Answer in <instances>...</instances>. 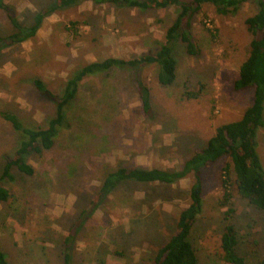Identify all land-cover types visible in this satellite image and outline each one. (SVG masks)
Wrapping results in <instances>:
<instances>
[{
  "label": "rangeland",
  "instance_id": "rangeland-1",
  "mask_svg": "<svg viewBox=\"0 0 264 264\" xmlns=\"http://www.w3.org/2000/svg\"><path fill=\"white\" fill-rule=\"evenodd\" d=\"M5 2L28 24L54 0ZM255 11L256 0L226 15L204 4L187 28L200 52L192 55L182 42L175 44L173 85L158 83L154 64L83 79L52 148L27 156L35 172L25 175L12 167V178L0 181L10 191L9 199L0 201V248L11 264H63V239L71 227L76 229L67 250L72 264H149L189 202L192 176L171 185L123 184L91 212L101 165L179 170L218 125L239 118L252 102L253 89L235 90L233 81L248 54L245 19ZM177 13L174 6L138 9L90 0L56 10L32 39L0 50V111L16 113L31 126H46L55 103L35 88L34 78L60 95L78 65L107 56L127 59L154 49ZM11 31L0 10V34ZM137 76L150 89V117L139 110ZM15 139L0 117V174L3 155L13 153ZM257 141L264 169V129ZM225 161L202 170L204 207L190 239L199 264H229L221 257L219 240L224 213L231 208L239 252L246 264H253L264 253V210L240 197L234 184L225 202L220 175ZM229 178L231 185V170Z\"/></svg>",
  "mask_w": 264,
  "mask_h": 264
},
{
  "label": "trees",
  "instance_id": "trees-1",
  "mask_svg": "<svg viewBox=\"0 0 264 264\" xmlns=\"http://www.w3.org/2000/svg\"><path fill=\"white\" fill-rule=\"evenodd\" d=\"M82 1L85 0H54L51 5L35 12L32 22L26 24L18 18L15 10L5 0H0V10L5 13L12 28L7 35L0 34V50L7 45L32 39L44 18L58 9L75 7ZM90 1L138 9H166L174 6L178 8V13L166 29L164 39L156 41L154 49L127 59L107 56L78 65L65 79L60 95L51 92L41 79L34 78L32 82L35 88L55 103L54 116L47 120L46 126H31L25 124L16 113L0 111V117L9 123L16 136L13 153L3 155L0 181L6 176L12 178L10 173L12 167H16L25 175H32L35 172L27 156L52 148L60 129L66 126L68 110L77 99L80 84L85 77L107 75L112 70H138L154 64L158 83L162 86L173 85L177 78L175 44L178 41L182 42L186 51L192 55L200 52L196 40L187 29L191 16L199 12L204 4L213 5L220 14H234L243 3L250 0ZM245 25L250 34L248 54L238 67V76L233 81V88L235 90L252 88L253 99L239 118L218 125L204 146L196 148L179 170L109 163L101 165L100 185L95 198L91 201V212L105 198L115 194L123 184L138 182L171 185L188 175L192 176L188 191L189 202L179 211L174 230L156 249L149 264H199L190 236L204 207L202 170L221 159L226 160L220 173L222 187L225 190V202L230 198L229 186L234 184L240 197L256 209L264 210V169L256 149L258 132L264 129V0H256V11L245 19ZM134 81L140 113L150 117L152 114L150 89L139 76ZM230 170L234 174L231 185ZM9 197L10 191L0 184V201H7ZM83 213L87 215L86 211ZM231 217V208H228L224 213L225 223L219 240L221 257L229 264H246V256L239 252V236L234 223L230 220ZM74 229L71 227L63 239L65 245L62 254L63 264H72V256L67 250L73 242ZM115 254L120 255L121 251H115ZM0 264H11L1 248ZM253 264H264V253Z\"/></svg>",
  "mask_w": 264,
  "mask_h": 264
}]
</instances>
